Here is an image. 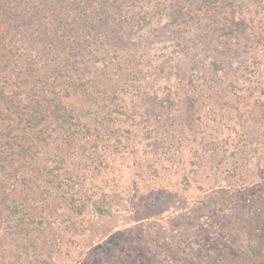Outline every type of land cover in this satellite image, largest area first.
Here are the masks:
<instances>
[{
	"label": "rangeland",
	"instance_id": "1",
	"mask_svg": "<svg viewBox=\"0 0 264 264\" xmlns=\"http://www.w3.org/2000/svg\"><path fill=\"white\" fill-rule=\"evenodd\" d=\"M13 1L0 264H159L196 221L264 223V0Z\"/></svg>",
	"mask_w": 264,
	"mask_h": 264
},
{
	"label": "trees",
	"instance_id": "2",
	"mask_svg": "<svg viewBox=\"0 0 264 264\" xmlns=\"http://www.w3.org/2000/svg\"><path fill=\"white\" fill-rule=\"evenodd\" d=\"M57 3V0L52 1L48 8L55 9V7L58 6ZM7 5L11 11L16 12L18 15L24 13V9L22 12L18 10V4L13 0H7ZM78 17L79 16L75 15V23L72 24V27H81L83 30H86V34L91 35V38L92 36L95 37L93 33L96 30L90 28V26L96 27V25H98V20L92 18V25L84 22L83 25L80 26ZM11 18L12 17L9 18L10 23H17V19L13 20ZM54 19H58L59 25L62 23V18L58 16L50 18L51 21L47 24H50V27H47L46 31H54V33L57 32V35H59L60 28H58L57 22H53ZM102 26L107 27V22L104 19L100 24V27ZM46 31L45 33L48 35ZM96 32L98 33V31ZM49 36L53 37L50 33ZM95 39V42L98 41L97 38ZM257 42H263L262 47L264 48V40L257 38ZM9 46H11V42H9L7 47L1 43L0 69H3V66L6 68L5 70L10 68V63L4 58V54L2 53V51L6 52ZM8 79L7 77V81ZM6 85V87L0 85V102L5 105L15 104L17 98L21 96V92L19 90L13 91L9 89V87L13 85L12 82L8 81ZM28 103H31L30 99H28ZM59 103L62 104L61 102ZM193 105L194 102L193 104H189V107L192 108ZM192 113L193 110L188 113V116H191ZM99 203V205L96 204V207H99L98 212H96L102 215L101 208L104 204L102 202ZM257 217L258 214L254 212L251 218L248 216L247 219H242L240 222L235 217L219 218L217 222L212 219L210 225L208 224L206 227L196 221L191 230L192 236L187 240V243H182V247L185 249H182L181 245L178 244L177 250L170 252L169 256L171 255L170 257L172 260L169 259L168 254L164 251L160 253V255L154 256L158 259L157 261H159V264H264V223L261 222L257 224ZM256 231L259 232L256 233ZM190 247H194L193 250L189 251ZM87 261L90 262L91 259L89 258ZM145 262L146 261H136V263L133 264H146Z\"/></svg>",
	"mask_w": 264,
	"mask_h": 264
}]
</instances>
